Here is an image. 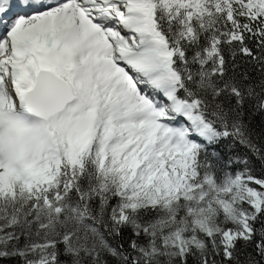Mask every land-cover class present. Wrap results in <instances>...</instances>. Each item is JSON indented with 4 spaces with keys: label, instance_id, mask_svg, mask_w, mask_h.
I'll list each match as a JSON object with an SVG mask.
<instances>
[{
    "label": "snow or ice",
    "instance_id": "1",
    "mask_svg": "<svg viewBox=\"0 0 264 264\" xmlns=\"http://www.w3.org/2000/svg\"><path fill=\"white\" fill-rule=\"evenodd\" d=\"M0 264H264V0H0Z\"/></svg>",
    "mask_w": 264,
    "mask_h": 264
}]
</instances>
